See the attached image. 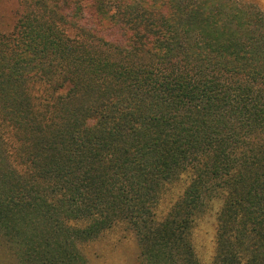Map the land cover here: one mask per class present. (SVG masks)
<instances>
[{"label": "trees", "instance_id": "16d2710c", "mask_svg": "<svg viewBox=\"0 0 264 264\" xmlns=\"http://www.w3.org/2000/svg\"><path fill=\"white\" fill-rule=\"evenodd\" d=\"M25 3L0 32V240L17 263L87 264L80 243L126 221L140 264H203L191 231L216 202L213 264H264L256 2Z\"/></svg>", "mask_w": 264, "mask_h": 264}, {"label": "rangeland", "instance_id": "374dc122", "mask_svg": "<svg viewBox=\"0 0 264 264\" xmlns=\"http://www.w3.org/2000/svg\"><path fill=\"white\" fill-rule=\"evenodd\" d=\"M253 1L259 10L264 11V0ZM27 11L25 0H0V32H12L18 19ZM183 183V179L170 183L169 191L158 201L159 207L154 216H160L162 211L164 214L170 211L171 204L184 189ZM213 205V208H208L195 220L191 231L192 243L203 264H213L216 252L217 214L220 204L214 202ZM79 247L87 264H140L143 259L138 235L126 221H119L108 228L98 230L88 240L80 243ZM0 264H18L15 256L1 240Z\"/></svg>", "mask_w": 264, "mask_h": 264}]
</instances>
